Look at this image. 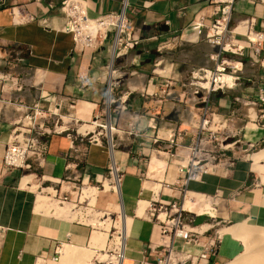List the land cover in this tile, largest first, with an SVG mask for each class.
<instances>
[{
  "label": "crops",
  "instance_id": "crops-1",
  "mask_svg": "<svg viewBox=\"0 0 264 264\" xmlns=\"http://www.w3.org/2000/svg\"><path fill=\"white\" fill-rule=\"evenodd\" d=\"M59 1L0 0V264H154L167 248L174 253L168 264H185L205 252L208 264H227L237 237L223 230L243 223L264 226V146L255 152L245 148L264 142V103L256 94L264 86V68L246 62L247 49L243 57L231 56L243 62L238 80L212 95L210 104L237 131L233 166L214 168L186 184L194 200L188 207L194 211L186 212L193 214L195 244L162 236L148 204L181 199L182 188L173 183L176 170L203 116L201 99L190 93L189 75L212 68L217 53L214 44L192 34L190 24L202 16L208 25L215 7L210 0H84L89 17L124 8L140 40L111 67L109 41L91 54L73 50L70 36L61 31ZM247 22L264 32V0H232L228 26L242 32ZM234 39L246 45L241 36ZM109 83L112 101L105 121ZM40 93L55 100L57 122H46L50 133L40 139L42 151L26 158L27 169L7 168L2 154L22 115L17 107L37 100L49 105ZM107 121L113 130L101 128L107 139L108 134L115 138L111 148L93 123ZM84 134L98 141L81 142ZM112 166L118 184L115 174L102 177ZM74 180L105 184L103 206L118 212V222L78 219L73 204L59 205L54 194L70 191ZM49 184L58 189L42 187ZM94 192L85 187L79 200L92 202ZM113 224L121 242L114 244L116 256L100 253L112 252L106 232Z\"/></svg>",
  "mask_w": 264,
  "mask_h": 264
},
{
  "label": "built area",
  "instance_id": "built-area-1",
  "mask_svg": "<svg viewBox=\"0 0 264 264\" xmlns=\"http://www.w3.org/2000/svg\"><path fill=\"white\" fill-rule=\"evenodd\" d=\"M214 5L211 21L208 25L204 24V18L199 16L195 18L190 29L192 34L201 37V39L214 44L217 47L215 62L212 68H196L191 70L188 86L191 87L190 93L201 99L203 103V116L199 119L198 134L195 140L188 147V152L184 162L178 166L177 178L174 180L176 186L181 187V199L179 202L167 201L159 202L152 200L148 204L149 216L158 224L160 235L170 236L172 239L195 244L197 233L192 230L193 214L188 215L182 208L185 198L189 197L186 193V184L189 181H197L203 174L217 167H232L235 157L225 156L226 152H232L240 140L236 137V132L225 127L231 121L230 118L216 115L209 111L210 97L217 92L225 91L234 86L238 80V74L242 70L243 62L233 61L231 56L243 57L247 49L246 58L250 66L257 65L264 68V52L261 46L264 44V32L254 31L247 22L242 32H236L235 29L228 27L230 20V6L232 0H210ZM57 9L63 17L61 31L70 36L72 48L77 53L91 54L98 51L109 41L111 49V63L113 60L134 49L140 42L137 35L133 32V25L127 17L124 8L120 12H110L99 14L95 17H89L86 13L84 0H60ZM27 20H32L33 16L28 14ZM241 36L246 45L236 42L234 36ZM188 40V38H184ZM181 41V39H180ZM19 58H16L18 60ZM112 67V64H111ZM5 77V76H4ZM8 78H5L7 80ZM111 83L106 87V97L109 99L106 110L109 119V104ZM257 102L264 103V86L257 89ZM40 99L50 100L49 105L44 106L40 102L34 101L30 105L19 104L17 109L22 112L13 127L9 142L6 144L2 154V164L10 169H27L25 160L28 156L35 155L42 151V136L50 133L46 127V122H51L55 126L57 120L53 119L57 115L55 100L46 94H39ZM254 105L255 102H252ZM98 128L104 123L93 122ZM213 124V129L210 128ZM218 140L212 148H205L209 141ZM98 134L99 131H98ZM145 141L156 143L157 138L145 136ZM230 139H234L229 141ZM79 140L84 143H91L95 140L93 136L82 135ZM111 148L112 141L107 140ZM253 144H245L246 149H253ZM226 151V152H225ZM110 170V168H109ZM118 179L120 175L118 174ZM64 198V197H63ZM190 199V198H188ZM193 201V197L191 198ZM63 203V202H61ZM214 246L212 243L211 247ZM208 251V250H207ZM59 251L56 249V260ZM174 254V253H173ZM171 248H167L165 255L157 259L154 264H168L173 258ZM195 264H208L206 252L198 256L190 257ZM173 262V261H172ZM172 264H182L180 261H174Z\"/></svg>",
  "mask_w": 264,
  "mask_h": 264
},
{
  "label": "rangeland",
  "instance_id": "rangeland-1",
  "mask_svg": "<svg viewBox=\"0 0 264 264\" xmlns=\"http://www.w3.org/2000/svg\"><path fill=\"white\" fill-rule=\"evenodd\" d=\"M229 27V26H228ZM207 42V41H206ZM110 47V45H109ZM128 51H131V50H128ZM241 80V79H239ZM111 91H112V88H111ZM111 91H110V95H111ZM108 103L107 101V98H106V104ZM209 108V111L212 113H214L215 115H213V119L216 120L215 118H217V114L216 112L214 111V109L212 108V105L210 104V106H208ZM105 111L107 112V110L105 109L104 110V116H105V121L108 117H106V113ZM109 120V119H108ZM105 125V124H103ZM210 128L213 129V124H210ZM228 128V129H231L232 131H235V126H233L232 124L231 125H228L225 127V129ZM99 130V133H101V136H99L100 139H102L103 141H107L110 139V136L108 134V138L107 139V133L105 132V130H103L102 128H98ZM237 132V131H235ZM217 133H215V139L213 141H209L206 146H203V149L205 150V148H212V146H214L218 140V136L216 135ZM237 134V133H236ZM234 139H230L229 141H232ZM112 141H116L115 138L113 137L112 138ZM239 144V143H237ZM255 147L253 149H247L249 152H255L254 150L256 149V147H259L254 145ZM264 146V145H263ZM226 152V151H225ZM236 156L237 154H233L232 152H226L225 153V156ZM109 172L110 170L108 169L103 175L102 177L103 178H109ZM72 188L71 190L69 191L68 189H65L64 192H61V193H55L54 194V197L53 199H56L58 204L59 205H62L64 206L63 204L67 203V204H73L74 206L72 207L73 210H77L78 212V215H75V218H78V219H86V218H89V219H95V220H103V219H107L110 223L112 222H118V212L117 211H111L110 209L106 208L105 206H103V200L106 198V196H108V192H103V193H100V191L102 190L101 188V183L99 182H93V181H88L86 184H82L79 180H74L72 182ZM52 187L55 191L58 189V188H55L56 186L55 185H43L42 187ZM85 187H92L94 188V199L92 202H90V199L88 198H80L81 196V191L85 188ZM37 192L39 193V189L37 190ZM40 194H44V192L40 191ZM49 195V194H48ZM84 196V195H83ZM64 197V198H63ZM63 202V203H61ZM193 203L191 202L190 199H186L185 202H183V209L184 210H190L191 212L194 211V207L188 209V207H190ZM98 213H100L101 215H98ZM115 220V221H114ZM246 226L245 228H247V226H249L248 228L250 229H255L252 231L251 234H247L248 230L249 229H246V231L244 230L243 233H242V236L240 237H237L233 240V243L230 245V251L231 253L229 254V258H228V261L231 260V258L233 257V259L228 262L229 264H236L237 262L241 261V259H243L245 257V255L247 254V251H248V244H252L254 238L256 237H259L258 234H260V232H262L264 229V226H262V224H248V223H244ZM244 224H236L234 225L232 228L234 227H237V226H240V225H243ZM110 227V226H109ZM116 226L113 224V227L112 228H109L108 231L106 232L107 234V238H108V241H109V249L112 250V252H108L106 249L103 251H101L100 253L102 254H111V256H116V249H117V246L118 245H114V244H118L119 243V240L117 241V236H118V230H119V227L117 226V228H115ZM230 228H227L226 230H223V232H230L229 230ZM245 236V237H244ZM247 237V238H246ZM253 237V238H252ZM251 238V239H249ZM244 241V242H243ZM264 246V241L260 242V244H258V248H261ZM118 250V249H117ZM243 257V258H242ZM104 260H108L107 257L106 259ZM113 261V259H112ZM115 260L113 261V264ZM227 263V264H228ZM111 264V263H110ZM185 264H195V261L192 260L191 262V258H189L187 260V262Z\"/></svg>",
  "mask_w": 264,
  "mask_h": 264
},
{
  "label": "bare ground",
  "instance_id": "bare-ground-1",
  "mask_svg": "<svg viewBox=\"0 0 264 264\" xmlns=\"http://www.w3.org/2000/svg\"><path fill=\"white\" fill-rule=\"evenodd\" d=\"M109 64H110V62H109ZM107 113V112H106ZM103 127H105L106 128V130H108L109 131V133L113 130V127L110 125V123L107 121V124L106 125H102ZM109 140H111V138L109 139ZM111 175H116V177L114 178V179H116L117 180V184L119 183V179H118V172H117V168L115 167V166H112L111 167V169H110V172H109ZM116 182V181H115ZM107 184V183H106ZM112 184V185H111ZM111 184H109L110 185V187H112L113 189H115L116 188V186H115V184H113V183H111ZM116 184V185H117ZM108 186V185H107ZM101 187L102 188H104V187H106V185L105 184H101ZM83 191V190H82ZM82 191H81V193H82ZM87 193V192H86ZM88 195V194H87ZM46 196V195H45ZM188 198H190V200H191V196L189 195V197ZM188 198H185V200L186 199H188ZM184 200V201H185ZM191 202L193 203L194 202V200L192 201L191 200ZM41 208V207H40ZM183 208V207H182ZM244 224V223H243ZM250 225V224H249ZM245 224H244V226L243 225H240V226H237V227H234V228H230L229 230H230V233L233 235V236H237V237H240V236H242V233H243V231L245 230L246 231V229H249L247 232V234L249 235V234H251L252 233V231L253 230H255V229H250V228H252V227H250V228H248L249 226H247V228H245ZM122 227V226H121ZM226 230V229H225ZM263 231L262 232H260V234H258V236L259 237H256V238H254V240H253V242H252V244H248L247 246H248V251H247V254L245 255V257L243 258V259H241V261H239V262H237L236 264H264V246L263 247H261V248H258V244H260V242L262 241H264V229H262ZM245 237V236H244ZM247 238V237H246ZM253 238V237H252ZM249 239H251V238H249ZM244 242V241H243ZM119 243H121V242H119ZM119 245V244H118ZM118 247V246H117ZM108 258V257H107ZM112 259V258H111ZM116 262V261H115ZM117 263V262H116ZM230 263H232V262H230ZM118 264V263H117ZM229 264V263H228Z\"/></svg>",
  "mask_w": 264,
  "mask_h": 264
},
{
  "label": "trees",
  "instance_id": "trees-1",
  "mask_svg": "<svg viewBox=\"0 0 264 264\" xmlns=\"http://www.w3.org/2000/svg\"><path fill=\"white\" fill-rule=\"evenodd\" d=\"M264 145V142H261L260 144H259V147H262Z\"/></svg>",
  "mask_w": 264,
  "mask_h": 264
},
{
  "label": "water",
  "instance_id": "water-1",
  "mask_svg": "<svg viewBox=\"0 0 264 264\" xmlns=\"http://www.w3.org/2000/svg\"><path fill=\"white\" fill-rule=\"evenodd\" d=\"M112 64V63H111Z\"/></svg>",
  "mask_w": 264,
  "mask_h": 264
}]
</instances>
